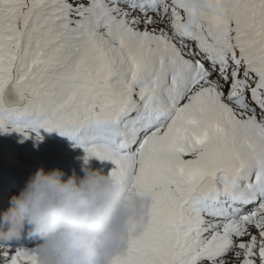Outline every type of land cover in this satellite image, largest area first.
<instances>
[{"label": "snow or ice", "instance_id": "1", "mask_svg": "<svg viewBox=\"0 0 264 264\" xmlns=\"http://www.w3.org/2000/svg\"><path fill=\"white\" fill-rule=\"evenodd\" d=\"M41 129L150 197L111 264H264V0H0V131Z\"/></svg>", "mask_w": 264, "mask_h": 264}, {"label": "clouds", "instance_id": "2", "mask_svg": "<svg viewBox=\"0 0 264 264\" xmlns=\"http://www.w3.org/2000/svg\"><path fill=\"white\" fill-rule=\"evenodd\" d=\"M82 172L41 166L31 174L0 211V245L26 233L38 241L39 264H111L130 227L147 220L151 200L100 169L85 164Z\"/></svg>", "mask_w": 264, "mask_h": 264}, {"label": "bare ground", "instance_id": "3", "mask_svg": "<svg viewBox=\"0 0 264 264\" xmlns=\"http://www.w3.org/2000/svg\"><path fill=\"white\" fill-rule=\"evenodd\" d=\"M0 132L5 137H8L9 141H11V142H13L12 140L19 139L18 142L20 144L21 143H29V142H33V143L44 142L45 143L46 141H50V138L55 139L54 138V136H55V137L66 138L68 141H71L73 143V146H75L74 141H72L67 136L60 135L59 132H57V131L46 132L45 130L41 129L40 135L43 137L42 140H36L35 139V133H33L31 136H29L27 139H25L22 135L17 134V136H16L10 132H4V131H0ZM45 134L50 136V138L45 140V136H46ZM34 148H38V147H34ZM85 156H86V153L84 152L83 148L76 146L75 148L69 147L67 149L62 148L60 150H56V152H54V159H53L52 163L45 156H39L38 155V157H36L33 160L34 167L24 165V164L20 165V163H17L16 160H13L12 157L7 159L6 165L10 166L12 164L13 166H15L18 169L17 172L22 173V176H23L22 180H24V182L27 181V178L30 177V175L33 174L41 166L44 167L45 170L52 169V167L53 168H60V169H63L67 174H71V172L74 169L78 175H83L82 166H84L85 164L87 166L89 164L90 168L100 169L103 172H105L106 174H110L111 169L114 167V165L110 161H106V160L102 161L96 157H91L87 160V162H85V159H84ZM43 159H45V160L43 161ZM2 172H3V175L0 177V188L2 190V195H4L5 192L10 189L9 187L13 185V183L10 180L15 177V174L11 173L7 169H4ZM5 201L7 203L9 202L8 200H5ZM29 239H31V238L28 237L27 234L25 233L21 236V238L16 240L17 241L16 243L21 244L22 242H29L30 241ZM13 241H15V240H13ZM13 241H11V242H13ZM35 246H36V244H32L31 246H28L26 248H35Z\"/></svg>", "mask_w": 264, "mask_h": 264}, {"label": "rangeland", "instance_id": "4", "mask_svg": "<svg viewBox=\"0 0 264 264\" xmlns=\"http://www.w3.org/2000/svg\"><path fill=\"white\" fill-rule=\"evenodd\" d=\"M12 134L17 136L18 133L13 131ZM47 139L48 138L45 137V140H47ZM12 141L13 142H11V141H9V139H7L6 144L2 145V139H0V177L3 175L2 171L4 169H7L11 173L15 174V177H14L15 179L13 178L10 180L13 183V185L9 187L10 189L7 190L4 195L0 194V197L2 196V199L8 200V201H10V197L12 195L19 193V191L24 187V185H25L24 183L26 182V181L24 182V180H22L23 179L22 173L21 172L18 173L17 172L18 169L15 166H13L12 164L10 166L6 165L8 158L12 157L13 160H16L17 163H20V165L24 164V165L34 167L33 160L36 157H38V155L39 156H45L47 159H49L50 157H54V152H56V150H60L62 148L67 149V148H64L65 145L61 146L60 142H58V141L54 142L52 140L46 141L45 143L44 142H36V143L29 142V143H23V144H19V142H18L19 139L12 140ZM34 147H38V148H34ZM45 153L49 154L50 156L49 155L46 156ZM44 160L45 159H43V161ZM49 161L51 163L53 162V160L52 161L49 160ZM89 166L90 165L88 164V167ZM28 178H27V180H28ZM15 183H17L16 186H14ZM8 206H9V204H8ZM37 242H38L37 240L36 241L31 240L29 242H22L20 244V243H16L13 241V242H10V245L13 247H25L26 248L28 246H31L33 243H37Z\"/></svg>", "mask_w": 264, "mask_h": 264}]
</instances>
